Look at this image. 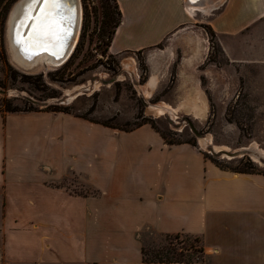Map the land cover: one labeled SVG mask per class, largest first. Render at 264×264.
Masks as SVG:
<instances>
[{"label":"crops","instance_id":"1","mask_svg":"<svg viewBox=\"0 0 264 264\" xmlns=\"http://www.w3.org/2000/svg\"><path fill=\"white\" fill-rule=\"evenodd\" d=\"M115 2L108 50L145 52L151 94L178 60L180 93L163 101L171 108L201 94L206 107L200 76L227 87L224 69H199L203 26L233 63L234 40L264 25V0ZM147 231L198 236L202 261L188 264H264V172L222 168L148 123L124 130L66 112H0V264H185L144 261Z\"/></svg>","mask_w":264,"mask_h":264},{"label":"rangeland","instance_id":"2","mask_svg":"<svg viewBox=\"0 0 264 264\" xmlns=\"http://www.w3.org/2000/svg\"><path fill=\"white\" fill-rule=\"evenodd\" d=\"M16 1L0 3V98L38 110L67 109L66 113L105 122L116 129H128L143 117L150 118L172 138L191 140L229 170L264 172V156L256 160L246 149L255 143L264 151V25L247 28L234 40L233 63L224 57L216 37L210 38L206 31L209 53L199 69L222 68L228 80L221 91L211 88L208 77L200 76L207 104L206 112L198 116L193 108H171L163 102H173L180 93L178 60L151 94L145 52L113 54L108 50L118 18L113 0H79L81 22L76 42L62 64L19 67L11 59L6 40L7 19ZM164 236L147 231L142 248L147 252L160 248ZM193 261L199 260L194 257Z\"/></svg>","mask_w":264,"mask_h":264},{"label":"bare ground","instance_id":"3","mask_svg":"<svg viewBox=\"0 0 264 264\" xmlns=\"http://www.w3.org/2000/svg\"><path fill=\"white\" fill-rule=\"evenodd\" d=\"M72 1L73 0H60L61 7L59 9L52 8L51 6L46 7L43 0L16 1L7 19L6 35L9 53L11 59L16 65L24 69H30L37 65L57 66L63 62L64 58L67 59V57H69V54L75 45L81 22V4L79 0H74L76 4L75 28L73 36L68 43L64 44L65 35L61 36V40L58 42L57 40H54L52 35L46 34L37 36L35 32L36 30H39L41 33H45V25L50 24L51 21L54 19L57 20L62 16L65 19V24L71 23L73 13L65 4L70 3L71 5ZM42 10L44 13L43 16ZM61 26V28H65L63 23H61ZM68 37L70 38V36ZM62 54L64 55L61 58ZM150 81L152 83L153 78ZM201 96L196 95L193 97L195 98L194 100H191V97L187 96V99L181 102V106L193 108L192 110L196 114H200L202 116L205 111V105ZM246 149L251 152V155H253L256 160H258L259 157L264 156V151L261 150L262 148L259 149L255 143Z\"/></svg>","mask_w":264,"mask_h":264},{"label":"trees","instance_id":"4","mask_svg":"<svg viewBox=\"0 0 264 264\" xmlns=\"http://www.w3.org/2000/svg\"><path fill=\"white\" fill-rule=\"evenodd\" d=\"M114 1V7L116 8L117 12L116 15L118 16L117 20H114V29L115 27L118 25L119 21H120V12L119 9L117 7V4ZM2 2V0H0V3ZM105 2H107V0H105ZM10 4V2H8V4L5 6L7 8V6ZM106 7V6H105ZM106 14V12H105ZM113 29V32H114ZM205 30L209 33L210 38H212V36H214V33L210 30L209 27H205ZM2 28H0V35L2 36ZM111 38L109 40V44H110ZM108 44V45H109ZM37 108H33L31 106H18L13 104L12 100L8 99V98H0V112H10V113H25V112H30V111H37ZM53 111H63V112H68L67 109H57ZM83 118H86L84 116H82ZM88 119V118H86ZM101 124H104L106 126L109 127H113L108 125L105 122H99ZM148 123L150 124L156 131H158L161 136L168 142V143H180V142H188L192 145H194V143L191 140H180V139H175L172 138L169 134L165 133L164 131H162L159 126L157 125V121L150 119V118H142L141 122L135 124L133 127L128 128V129H132L135 127H138L142 124ZM126 130V129H124ZM195 146V145H194ZM203 155L205 156V158L210 159L212 162H214L215 164L219 165L222 168H226V169H230L227 166L221 165L220 163H218L215 159L211 158L210 156H208L207 154L203 153ZM232 171H236V172H248V170H244V169H239V168H233L231 169ZM180 238V240H178ZM165 239V243L160 246V248L157 249H151L149 252L145 251L143 248L141 249V253H142V257L143 260L146 262H181V263H185L188 264L190 262H193V258L196 257L197 260L202 261V254H203V248L201 245V240L198 236H193V235H189V234H165L164 236ZM184 240V241H183ZM181 245H179V243H181ZM196 243V244H195Z\"/></svg>","mask_w":264,"mask_h":264},{"label":"water","instance_id":"5","mask_svg":"<svg viewBox=\"0 0 264 264\" xmlns=\"http://www.w3.org/2000/svg\"><path fill=\"white\" fill-rule=\"evenodd\" d=\"M65 5H67L69 7V9H71V12L73 13L72 15V21L69 24H65V19L64 17H59V19H54L53 21L57 22L59 24V27H55V25L53 24V21H51L50 24L45 25L44 29L46 30L45 32L47 33V35H52L54 37V40H57L58 42H60L61 40V36L65 35L64 37V44L68 43V41L71 39V37L73 36V32H74V28H75V19H76V4L75 1H72V4L70 5V3H66ZM61 23H63V26H65V28H61ZM67 27V28H66ZM67 29V30H66ZM6 35H7V26H6ZM70 36V38L68 37ZM64 54H62L61 58L63 57ZM70 55V54H69ZM68 58V57H67ZM66 58H64L63 62L65 61ZM63 62H61L60 64H62Z\"/></svg>","mask_w":264,"mask_h":264},{"label":"snow or ice","instance_id":"6","mask_svg":"<svg viewBox=\"0 0 264 264\" xmlns=\"http://www.w3.org/2000/svg\"><path fill=\"white\" fill-rule=\"evenodd\" d=\"M44 2V5L47 7V6H51L52 8H55V9H59L61 7V4H60V0H43ZM43 10H42V16H43ZM53 24L55 25V27H59V24L55 21H53ZM35 34L37 36H41V35H46L47 33H41L39 30H36Z\"/></svg>","mask_w":264,"mask_h":264}]
</instances>
